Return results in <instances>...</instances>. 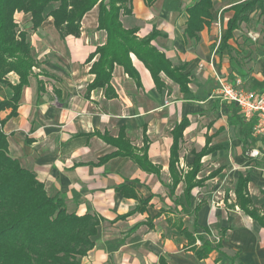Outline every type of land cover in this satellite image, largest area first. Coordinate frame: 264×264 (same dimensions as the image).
<instances>
[{"label": "crops", "instance_id": "1", "mask_svg": "<svg viewBox=\"0 0 264 264\" xmlns=\"http://www.w3.org/2000/svg\"><path fill=\"white\" fill-rule=\"evenodd\" d=\"M196 1L178 0L166 9V0L151 4L128 0V13L119 17L122 27L135 29L139 39L158 33L150 44L172 66L183 68L189 80L188 97L163 74V85L156 87L132 54L138 84L115 65L107 94L105 89L87 91L94 79L89 68L97 56L90 63L86 60L106 39L97 30L98 6L83 16L78 37H61L50 17L27 36L31 56L40 68L29 78L16 116L5 121L2 131L8 154L34 174L48 196L62 198L68 213L100 220L99 238L81 264H264V227L235 200L239 177H247V194L262 214L264 139H257L251 122L241 117L234 104L216 94L217 78L235 76L247 90L264 89L261 61L245 79L240 77L245 75L242 71L239 76L232 67L241 51L237 46L241 30H247L253 16L261 23L262 19L258 11L252 12L249 22L234 31L239 35L233 33L224 48L231 7L245 0H211L209 25L188 36L187 10ZM8 80L17 83L12 73ZM11 95L8 87H1L0 100ZM9 112H2L0 119ZM182 121L186 126L174 164L180 181L174 187L172 131ZM121 131L135 154L145 153L150 168L123 156L102 162L117 151L105 138L116 139ZM202 151L194 180L198 184L190 191L185 212L184 175ZM227 186H232L229 197L221 194ZM200 238L219 244L202 260L191 248L201 246Z\"/></svg>", "mask_w": 264, "mask_h": 264}, {"label": "trees", "instance_id": "2", "mask_svg": "<svg viewBox=\"0 0 264 264\" xmlns=\"http://www.w3.org/2000/svg\"><path fill=\"white\" fill-rule=\"evenodd\" d=\"M128 0H0V89L5 86L12 91L10 98L0 100V114L10 110L6 119H0V264H81V258L93 249L100 234V220L90 214L77 216L68 213L63 199L47 195L44 185L38 182L34 174L23 168L17 159L8 154L7 137L2 126L7 119L17 114L24 88L33 76L35 61L31 56L27 33L18 29L15 14H29L31 29L36 31L47 18H52L53 26L61 37L80 34V22L83 16L94 6H98L97 30L105 33V43L97 47L86 60L92 62L89 73L94 79L87 86V91L111 90L110 80L115 65L137 84L138 74L133 68L130 54L141 62L149 71L156 87L163 83L160 75L175 83L184 96H189L188 77L183 75L182 67H174L157 51L150 42L158 35L153 31L144 38L135 36V29H124L120 23V14H127L125 3ZM154 0H146L148 4ZM178 0H166V9L173 8ZM211 0H198L188 12L186 33L193 36L204 25H209ZM233 16L229 19L222 47L227 48V41L242 23H248L252 12L258 11L264 26V0H245L231 7ZM17 77V83L11 84L9 74ZM186 121L176 125L172 131L170 174L173 185L180 181L175 171V150ZM117 147V151L102 159V162L118 157H129L136 164L147 165L145 153L137 155L124 139L121 131L116 139L105 138ZM146 147H143L145 150ZM205 152V151H204ZM203 151L196 155V161L190 171L184 175L186 187L182 195L183 210L187 212V199L199 171V160ZM247 177H239L235 189L236 204L251 218L264 227V202L262 214L252 206L253 199L247 194ZM173 191V190H172ZM172 193V192H171ZM201 246L192 250L198 260L206 258L219 244L202 239ZM193 241V240H192Z\"/></svg>", "mask_w": 264, "mask_h": 264}, {"label": "rangeland", "instance_id": "3", "mask_svg": "<svg viewBox=\"0 0 264 264\" xmlns=\"http://www.w3.org/2000/svg\"><path fill=\"white\" fill-rule=\"evenodd\" d=\"M15 21L18 23V29L27 33V36H30L33 32L31 29V22H30V15L29 14H21L16 13ZM242 29L243 35L242 38H238L239 43L237 46L238 49L241 50L240 53H237L235 61L232 63V67L234 71L236 70L238 73L237 75L240 76L239 70L242 71L245 75L240 76L241 78L245 79L249 77V71L254 70V65L256 62L264 64V59L261 57L264 55V41L261 40V36L264 32V27L260 20L256 21V16H253L252 22L248 27ZM37 31V30H36ZM235 36H238L239 33L235 32ZM243 39V40H241ZM242 41V42H241ZM258 58H262L259 59ZM40 68V62L35 61V68H33V76L37 74V70ZM52 101H55V98H52ZM260 137H257L259 139ZM261 140V139H259ZM262 141V140H261ZM264 146V144H263ZM230 185V184H229ZM223 195L229 197L231 195L232 186H227L226 189H223Z\"/></svg>", "mask_w": 264, "mask_h": 264}, {"label": "built area", "instance_id": "4", "mask_svg": "<svg viewBox=\"0 0 264 264\" xmlns=\"http://www.w3.org/2000/svg\"><path fill=\"white\" fill-rule=\"evenodd\" d=\"M217 83V96L234 104L241 117L251 122L253 134L264 139V89L247 90L237 76L231 80L217 78Z\"/></svg>", "mask_w": 264, "mask_h": 264}]
</instances>
